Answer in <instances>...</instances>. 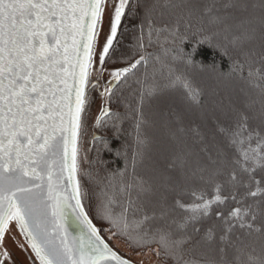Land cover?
<instances>
[{"label": "snow or ice", "instance_id": "obj_1", "mask_svg": "<svg viewBox=\"0 0 264 264\" xmlns=\"http://www.w3.org/2000/svg\"><path fill=\"white\" fill-rule=\"evenodd\" d=\"M9 239L22 264H264V0H0V264Z\"/></svg>", "mask_w": 264, "mask_h": 264}, {"label": "trees", "instance_id": "obj_2", "mask_svg": "<svg viewBox=\"0 0 264 264\" xmlns=\"http://www.w3.org/2000/svg\"><path fill=\"white\" fill-rule=\"evenodd\" d=\"M131 42V34L127 35L126 37H124V43L125 44H129ZM212 54L210 51H205L201 54V56L198 57V59H204L206 61H210L212 59ZM218 59V58H217ZM202 86H204L205 88H211L213 85H212V82L210 80H208L207 78H204L202 81ZM107 158V157H106ZM87 203V202H86ZM93 219H94V222L97 224L98 227H101L103 228L104 226L102 224H100V222L98 220H95V217H94V214H93ZM104 238L107 239V234L105 233L104 234ZM114 244L116 242H113ZM118 251H120L122 254H135L133 251H131L127 245L123 242V241H120L119 242V245H118V248H117Z\"/></svg>", "mask_w": 264, "mask_h": 264}, {"label": "flooded vegetation", "instance_id": "obj_3", "mask_svg": "<svg viewBox=\"0 0 264 264\" xmlns=\"http://www.w3.org/2000/svg\"><path fill=\"white\" fill-rule=\"evenodd\" d=\"M17 242H22V237L19 235H16L15 237ZM7 248L12 253L14 261L17 262V264H22L24 261V253L20 251V249L16 246V244L13 242V240L9 239L6 241Z\"/></svg>", "mask_w": 264, "mask_h": 264}, {"label": "water", "instance_id": "obj_4", "mask_svg": "<svg viewBox=\"0 0 264 264\" xmlns=\"http://www.w3.org/2000/svg\"><path fill=\"white\" fill-rule=\"evenodd\" d=\"M98 104H99V102H98ZM98 104H97V106H98ZM68 217H69V225H70L69 231L75 235L79 232L81 226L79 225V223L77 221H75L74 217L71 214V210H69V212H68Z\"/></svg>", "mask_w": 264, "mask_h": 264}, {"label": "rangeland", "instance_id": "obj_5", "mask_svg": "<svg viewBox=\"0 0 264 264\" xmlns=\"http://www.w3.org/2000/svg\"><path fill=\"white\" fill-rule=\"evenodd\" d=\"M107 31V22H105V32ZM128 255V258L132 259L133 261H136L137 264H138V261H139V257L136 256L135 254H127ZM145 264H148L147 260L145 261Z\"/></svg>", "mask_w": 264, "mask_h": 264}]
</instances>
